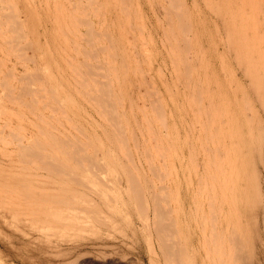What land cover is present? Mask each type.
<instances>
[{
  "label": "bare ground",
  "instance_id": "bare-ground-1",
  "mask_svg": "<svg viewBox=\"0 0 264 264\" xmlns=\"http://www.w3.org/2000/svg\"><path fill=\"white\" fill-rule=\"evenodd\" d=\"M32 1L0 0V218L46 236L105 226L92 198L116 203L115 184L163 264L200 250V264H260L248 246L264 242V0ZM226 58L234 87L216 75ZM164 94L193 114L183 144L199 141L186 205L167 184Z\"/></svg>",
  "mask_w": 264,
  "mask_h": 264
},
{
  "label": "rangeland",
  "instance_id": "rangeland-1",
  "mask_svg": "<svg viewBox=\"0 0 264 264\" xmlns=\"http://www.w3.org/2000/svg\"><path fill=\"white\" fill-rule=\"evenodd\" d=\"M32 2H34L33 4L37 5V2L35 0H33ZM206 19L211 20L210 18ZM47 26L49 27V24ZM41 41H43V39ZM150 48L153 52L155 51L152 45H150ZM153 62L157 64L158 60H154ZM215 64L216 66L219 65L218 62L212 61L211 67H215ZM225 65L228 67L227 70L230 72L222 71L219 72V74L217 73L216 75L222 83H230V86L234 87V83L231 82L230 77L231 72L235 70V65L230 58L225 59ZM143 66L144 68H148V66L146 65ZM167 74L168 73H166V75ZM169 77L167 76V78L164 80L163 76H158V78L156 79L158 88L162 87L161 89L164 90V88L166 87V90L171 91L172 89L175 92L176 88L181 89V83L175 82V80L173 79L174 77ZM180 89L178 90V93L181 91ZM178 95L179 94H177L175 100L177 104L176 109L170 102L171 95L169 94L168 96L170 97H168L164 94V100L166 102H169H167L166 104L171 106L172 114L176 117L177 120V127L175 129L170 127L172 132L171 137H174L175 141H173V139L171 138V140H169L172 145L171 147L174 148V151H171L170 157L169 155L167 156L168 158L166 159V161L168 163V167L165 169L169 171L172 167H174L178 172V175H175V171H173L174 173H170L171 176L167 179V184L171 185L174 184V182L178 181L179 188L177 189L178 191L176 193L180 194V203L185 204L192 203L190 202V197L188 198L187 195V192L192 188V186H190L188 189L186 186V180L189 177L195 176V168L192 167L189 159V147L191 145V148H193L194 150L197 149L199 147V141H196L197 138L195 137H197V135L195 133V136H192V138L188 137L189 139H191L187 143V145L183 144L187 139V137L185 138V136H187L188 134L193 114L186 111L187 105L185 101L183 102L180 100L181 95ZM185 125H187L188 127H186ZM196 130L199 131V128H197ZM174 131H176V135ZM179 150H181V153L179 152ZM199 153L200 152L197 153L198 161L203 160L202 153ZM194 186H196V182L193 183V187ZM120 188V186L114 184L113 191L115 192L116 203H102L101 199L95 197L92 198V200L94 199V201H96L97 203L91 204L98 208L97 210H99V214L103 218H105L106 223H108L105 226L97 224L89 217L87 218L88 228L85 231L75 229L70 230L71 232L68 231V233H65L63 231H57L56 233L47 231L50 234L46 236L45 232L43 233L42 231H38L35 229V227L31 228V226L27 225L29 226V228H27L19 224L20 230L23 231L21 232L19 229H14L12 225L7 224V219L3 220V218H0V232H5V234L7 233L6 237L5 234L0 233V261L3 259L2 263L6 262L8 264H163L159 256L158 249H156V240L151 238L150 241L148 238V233L142 230V226L140 225L141 221L137 218L135 212L131 209V205L123 196H121ZM172 205H174V203H172ZM2 220L3 222L5 221V224H7L6 228L4 227L5 225H3L4 223L2 222ZM9 225L11 226V228H9ZM46 229H49V226H46ZM12 230L13 232H15L11 233ZM17 231L20 233H18ZM47 232L46 234H48ZM51 232L55 234V236H53ZM253 236L255 237V234H253ZM259 236V238L255 237L256 240L254 238V242L250 243V245L248 246V248L250 249L248 250H250L251 252H248H250L249 254L250 256H252L251 258H253L254 262H257L258 260L260 264H264V245L262 244L264 243L262 241L263 236ZM9 237H12L11 240ZM259 241L260 243H257ZM257 248L260 251H258ZM202 256L203 251L200 250L197 261L193 262L192 264H200V259Z\"/></svg>",
  "mask_w": 264,
  "mask_h": 264
}]
</instances>
